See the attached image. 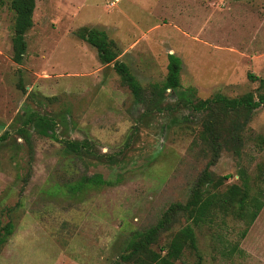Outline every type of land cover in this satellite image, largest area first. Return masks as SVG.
Instances as JSON below:
<instances>
[{
    "label": "rangeland",
    "instance_id": "rangeland-1",
    "mask_svg": "<svg viewBox=\"0 0 264 264\" xmlns=\"http://www.w3.org/2000/svg\"><path fill=\"white\" fill-rule=\"evenodd\" d=\"M9 3L0 4V135L9 133L0 140V227L11 222L13 231L0 264H112L133 232L188 199L212 152L197 137L201 112L176 105L169 89L162 109L137 102L78 28L104 30L146 92L165 79L173 54L182 90L235 97L256 93L259 81L249 74L264 77V0H36L20 64L12 60ZM30 112L52 118L57 139L30 124L26 142L16 129ZM235 134L241 140L209 169L230 175L225 184L247 176L263 188L256 141L264 107ZM64 140L87 141L96 155L68 151ZM94 173L112 183L68 190ZM185 224L179 214L154 247ZM244 227L233 215L196 227V250L185 248L177 264H264V206L240 239Z\"/></svg>",
    "mask_w": 264,
    "mask_h": 264
},
{
    "label": "trees",
    "instance_id": "trees-1",
    "mask_svg": "<svg viewBox=\"0 0 264 264\" xmlns=\"http://www.w3.org/2000/svg\"><path fill=\"white\" fill-rule=\"evenodd\" d=\"M9 5L14 12L12 60L20 64L27 46L25 32L33 26L35 20L36 0H10ZM77 34L96 50L100 63H113L121 83L129 88L137 102L152 104L154 107L150 106L151 108L162 109L158 107V103L169 89L177 94L176 105L201 112L203 116L197 137L212 152V158L192 186L188 199L184 203H171L155 224L133 232L123 251L112 264H177V261L182 259L185 248L196 250V227L215 223L217 219L223 221L227 215H233L245 222V227L240 232V239L243 238L264 206V173L263 188L257 183L253 188L247 176L242 178L240 184H225L224 181L230 175L215 176L209 168L223 148L230 146L231 142L241 140L240 134H235V131L239 132L246 125L257 108L264 107V77L248 75L250 79L259 81L256 93L247 92L229 97L217 92L211 97L200 99L196 97L194 88L181 89L180 61L173 54H169L165 79L161 84L153 83L146 92L129 66L117 59V45L104 30L82 26L78 28ZM30 124L40 135L57 139L54 120L37 112H30L23 121V126L16 129L26 142H29L26 126ZM8 134L5 131L0 135V140L6 139ZM256 143L264 148V136H258ZM64 144L68 151L76 154L96 155L87 141L64 140ZM101 156L105 155H98L100 158ZM111 183L110 179H105L100 173L84 174L74 184H68V190L77 193L87 186ZM179 214L185 218L186 224L171 232L168 242L156 249L154 245L157 244L159 235L170 227ZM12 231L11 222L0 227V248ZM238 245L239 243L235 242L230 252L235 251Z\"/></svg>",
    "mask_w": 264,
    "mask_h": 264
}]
</instances>
